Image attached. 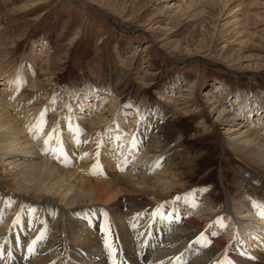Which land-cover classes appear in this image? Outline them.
<instances>
[{
	"label": "bare ground",
	"instance_id": "bare-ground-1",
	"mask_svg": "<svg viewBox=\"0 0 264 264\" xmlns=\"http://www.w3.org/2000/svg\"><path fill=\"white\" fill-rule=\"evenodd\" d=\"M247 2L229 0L227 14L236 8L248 19ZM2 65L0 78L17 98L9 103L0 91V264H264V201L240 194L230 208L202 191L171 196L190 161L180 137L166 132L165 114L146 101L120 105L111 88L92 86L72 91L81 99L73 118L70 102L63 118L29 110L19 98L30 79L38 88L33 71ZM223 90L205 104L228 146L264 170V95L238 92L223 103ZM183 92L174 101L190 113L199 102Z\"/></svg>",
	"mask_w": 264,
	"mask_h": 264
},
{
	"label": "rangeland",
	"instance_id": "rangeland-1",
	"mask_svg": "<svg viewBox=\"0 0 264 264\" xmlns=\"http://www.w3.org/2000/svg\"><path fill=\"white\" fill-rule=\"evenodd\" d=\"M195 1L0 0V63L6 73L33 71L38 88L30 79L19 98L29 110L45 108L63 118L70 102L73 118L80 98L72 91L92 86L111 88L120 105L146 101L165 114L166 132L180 137L190 161L188 178L171 196L202 191L215 206L230 208L240 194L264 201V170L228 146L223 126L205 104L218 86L223 103L238 92L264 95V0H248V19L236 8L227 14L229 0ZM243 27L252 37L249 45ZM5 81L0 91L10 103L17 97ZM182 92L192 93L198 109L184 113L176 105ZM101 107L107 115L113 110L110 101Z\"/></svg>",
	"mask_w": 264,
	"mask_h": 264
},
{
	"label": "snow or ice",
	"instance_id": "snow-or-ice-1",
	"mask_svg": "<svg viewBox=\"0 0 264 264\" xmlns=\"http://www.w3.org/2000/svg\"><path fill=\"white\" fill-rule=\"evenodd\" d=\"M259 214H260L262 217H264V211H261ZM105 243H106V245L109 247V251H110V253H113V250H112L111 245L109 244V242H108L107 240H105ZM113 264H115V260H113Z\"/></svg>",
	"mask_w": 264,
	"mask_h": 264
}]
</instances>
